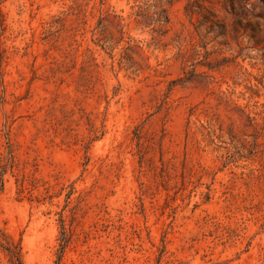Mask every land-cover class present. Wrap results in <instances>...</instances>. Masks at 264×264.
Segmentation results:
<instances>
[{
  "label": "rangeland",
  "instance_id": "rangeland-1",
  "mask_svg": "<svg viewBox=\"0 0 264 264\" xmlns=\"http://www.w3.org/2000/svg\"><path fill=\"white\" fill-rule=\"evenodd\" d=\"M0 9V264H264V0Z\"/></svg>",
  "mask_w": 264,
  "mask_h": 264
},
{
  "label": "trees",
  "instance_id": "trees-1",
  "mask_svg": "<svg viewBox=\"0 0 264 264\" xmlns=\"http://www.w3.org/2000/svg\"><path fill=\"white\" fill-rule=\"evenodd\" d=\"M2 1L3 0H0V4L2 3ZM91 1H95V0H88V4ZM244 1H248V0H244ZM98 2L101 5H103L105 0H98ZM232 13L236 16L240 15L238 12H236L234 6ZM134 16L137 21L143 22L147 27L151 28V32L154 35L153 40H156L157 38L163 36L166 33L165 29L169 24V17L167 15V11L162 7L160 3L147 4L146 7H138V11L134 13ZM119 19L122 20V18ZM2 22H3V14L0 9V27L3 28ZM259 27L262 28L260 29L261 31H264V28L261 25ZM0 183L2 185L3 183L2 178H0ZM13 254H15V252H13Z\"/></svg>",
  "mask_w": 264,
  "mask_h": 264
}]
</instances>
